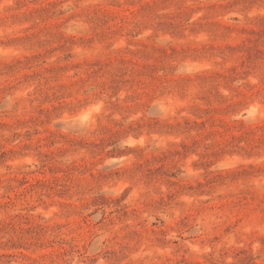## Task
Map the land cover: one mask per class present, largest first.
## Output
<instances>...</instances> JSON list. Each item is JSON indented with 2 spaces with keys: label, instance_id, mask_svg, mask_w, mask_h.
Listing matches in <instances>:
<instances>
[{
  "label": "rangeland",
  "instance_id": "rangeland-1",
  "mask_svg": "<svg viewBox=\"0 0 264 264\" xmlns=\"http://www.w3.org/2000/svg\"><path fill=\"white\" fill-rule=\"evenodd\" d=\"M0 264H264V0H0Z\"/></svg>",
  "mask_w": 264,
  "mask_h": 264
}]
</instances>
